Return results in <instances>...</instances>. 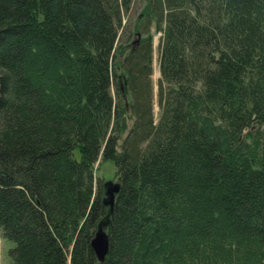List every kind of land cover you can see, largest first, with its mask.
Wrapping results in <instances>:
<instances>
[{
	"label": "trees",
	"instance_id": "16d2710c",
	"mask_svg": "<svg viewBox=\"0 0 264 264\" xmlns=\"http://www.w3.org/2000/svg\"><path fill=\"white\" fill-rule=\"evenodd\" d=\"M130 7L0 0L7 264H264V0Z\"/></svg>",
	"mask_w": 264,
	"mask_h": 264
},
{
	"label": "rangeland",
	"instance_id": "374dc122",
	"mask_svg": "<svg viewBox=\"0 0 264 264\" xmlns=\"http://www.w3.org/2000/svg\"><path fill=\"white\" fill-rule=\"evenodd\" d=\"M143 5V0H131V11L128 16H136L141 10V6ZM126 17V16H125ZM152 34V47H153V58H152V82H153V113L157 116L158 113V105L156 101V90H157V79L159 77V69L157 62V54H158V40L159 33L154 31L153 27L150 29ZM249 139V138H247ZM95 167V175L98 177H103L106 181L112 180L114 175L115 166L111 159H101L98 158V161L94 165ZM10 242L6 241L3 237L0 236V264L8 263V255L7 249L10 246Z\"/></svg>",
	"mask_w": 264,
	"mask_h": 264
},
{
	"label": "water",
	"instance_id": "95a60500",
	"mask_svg": "<svg viewBox=\"0 0 264 264\" xmlns=\"http://www.w3.org/2000/svg\"><path fill=\"white\" fill-rule=\"evenodd\" d=\"M117 189V186L111 182L107 181V191L108 194V202L111 204L112 202V193ZM91 247L93 248L95 255L99 260H103L107 248H108V236L107 233L99 226L94 233L93 238L90 241Z\"/></svg>",
	"mask_w": 264,
	"mask_h": 264
}]
</instances>
